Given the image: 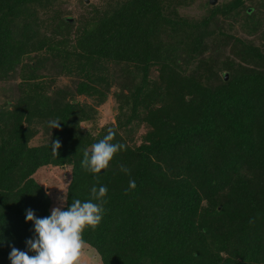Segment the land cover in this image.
<instances>
[{"label": "trees", "instance_id": "16d2710c", "mask_svg": "<svg viewBox=\"0 0 264 264\" xmlns=\"http://www.w3.org/2000/svg\"><path fill=\"white\" fill-rule=\"evenodd\" d=\"M192 1L105 0L74 26L57 0H0V79L28 80L0 103V264L35 235L27 209L51 214L35 174L50 165L70 166L65 209L107 187L102 222L83 234L100 264H264V0L182 12ZM61 75L74 84L53 86ZM109 94L114 120L82 127ZM109 127L126 148L97 181L81 161Z\"/></svg>", "mask_w": 264, "mask_h": 264}, {"label": "clouds", "instance_id": "9594fccd", "mask_svg": "<svg viewBox=\"0 0 264 264\" xmlns=\"http://www.w3.org/2000/svg\"><path fill=\"white\" fill-rule=\"evenodd\" d=\"M49 126L52 129L59 128L60 121H50ZM115 136L116 131L109 127L107 134L99 142L91 145L90 150L84 151L81 166L86 171L96 174L97 181L99 174L109 168L116 154L126 148L122 143H113ZM61 146L59 140L52 141L53 153L58 154ZM120 170L131 175V170L123 165ZM136 187L135 180L130 179L129 189L125 190V194ZM62 190L64 196L59 198L61 205L53 207L49 216L37 217L33 209L26 210V220L33 222L35 235L26 240V251L14 245L11 247L9 253L11 264H82L86 245L84 231L89 228L95 230L102 222L106 203L104 198L108 189L106 186L99 188L93 186L91 199L84 202L73 199L66 209L67 192ZM250 223H254V219L250 220ZM30 252L34 255H30Z\"/></svg>", "mask_w": 264, "mask_h": 264}, {"label": "rangeland", "instance_id": "374dc122", "mask_svg": "<svg viewBox=\"0 0 264 264\" xmlns=\"http://www.w3.org/2000/svg\"><path fill=\"white\" fill-rule=\"evenodd\" d=\"M229 0H215V3H223ZM105 0H57L56 5L59 7L62 15L71 17L70 21H75L77 23V19L80 15L85 13V10L89 9L93 5H102ZM245 6H254V0H244ZM205 7L203 5H198L197 0L189 2L186 6L182 7V12H186L190 15H199L204 11ZM234 26L236 31L247 38H255L256 34H250L241 28L239 18L235 20ZM45 73V70H42ZM43 73V75H45ZM50 73H47L46 76L41 77L43 78L44 84H46ZM75 78L68 75H61L55 78L53 86H65V85H73ZM27 79L23 78L21 74L11 75L7 78L0 79V103L5 99H14L15 96L19 94L21 82H26ZM114 86H112L110 92L113 90ZM77 98L82 100H87L88 102H93L91 97L86 96H77ZM116 102L112 94H109L107 99L99 104L95 105L97 108V112L95 114V118L93 120L88 121H81L80 125L85 127L86 129L90 130L92 133L96 132L97 129L101 127V125L108 123L109 121L114 120V114L116 113L115 108ZM143 126V125H142ZM139 128V131L143 130V127ZM47 136H43L40 132L36 133L31 140L29 141L31 144H39L46 140ZM69 170L70 166L63 165V166H48L43 167L40 171H36L40 178V181H43L44 185L46 186L47 190L51 193V196L54 198L55 203L54 207L60 206L61 201L60 197L64 196V192L62 189L65 190L68 178H69ZM62 188V189H61ZM82 264H100L99 257L97 253L93 250V248L89 245H85L83 251V258Z\"/></svg>", "mask_w": 264, "mask_h": 264}, {"label": "water", "instance_id": "95a60500", "mask_svg": "<svg viewBox=\"0 0 264 264\" xmlns=\"http://www.w3.org/2000/svg\"><path fill=\"white\" fill-rule=\"evenodd\" d=\"M215 0H209L210 3H213ZM69 20H71V17H68ZM227 76V73L225 74V77Z\"/></svg>", "mask_w": 264, "mask_h": 264}]
</instances>
